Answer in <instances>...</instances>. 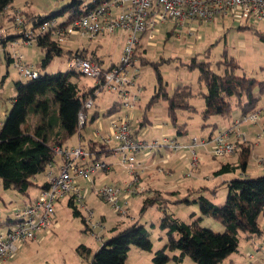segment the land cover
<instances>
[{"label": "rangeland", "instance_id": "rangeland-1", "mask_svg": "<svg viewBox=\"0 0 264 264\" xmlns=\"http://www.w3.org/2000/svg\"><path fill=\"white\" fill-rule=\"evenodd\" d=\"M26 1L28 0H13L12 2L22 4L28 13L35 15L32 22L37 21L39 15L47 16L57 11L60 6L70 2V0H29L27 4L25 3ZM89 1L91 0H86V2ZM64 18L65 15L57 17L59 21ZM211 21L212 20H210V22L202 23L203 25L195 38H193V35L186 36L185 44L189 43L191 45L199 46V43L201 44V40L198 38L199 35H203V39H206V43L204 42V45L208 43L212 44L207 57H204L203 53H199L196 57L199 59L207 58L211 62V67L218 70L215 67V62L220 58V53L226 52L227 56L233 57L236 61L238 66V69L236 70L237 74H242L249 78L253 77L259 81L264 80V41H260L258 35L255 33V30H264V21H259L251 16H240L238 14L229 13L227 16H223V18L219 16L214 18V21L218 22L219 24H217L222 27L219 31L215 29L216 25L212 24L213 22ZM29 25L30 24L28 23L27 27H29ZM122 31L123 30L116 29L111 34H98L97 36L91 38L87 34L80 35L79 33L73 32V34L62 38L63 40L61 42V46L64 49H71L74 51L76 48L86 46L92 48L100 42L98 50L100 53L104 54L102 65L107 67L112 61H116L119 56V48L124 39L121 36ZM165 31L166 30L161 26L159 27V25L152 30L154 37L151 42L155 45L145 47L147 51L146 58L148 60L151 59L159 62L156 63H158L157 66L159 72H161L163 79L166 81L168 93H172L176 85L180 83H190L193 86L194 93L191 98V102L195 108L202 110V107L204 106V98L199 95L201 86L197 83L198 72L195 69H187L185 64L191 56L196 54V51L192 54H186L184 44L180 40L178 41L173 38H168ZM208 36L211 37V40H209ZM195 41H197V44H195ZM173 47L178 50L177 53H172L171 50ZM18 48L20 52L25 55L26 61L31 64H37L43 56V53H41L37 44L27 46V48H29L27 52L24 50L22 51V47ZM3 50V47L0 46V112L2 109H6L5 114L0 115L1 124H3L7 118L6 116L8 111L12 107L11 100L17 93L15 82L21 81L25 84V82L29 80L28 78L22 76L13 65H7L6 59L3 55ZM156 50L158 52H156ZM67 60L68 59L64 54L61 56H55L49 62L47 67L42 68L39 66L38 71L42 74L66 71L69 69ZM136 66L138 67V74L134 79L135 85L129 87L134 90L140 86L141 91L143 92V98L140 96L141 99L135 102L134 108H131V110L125 109L121 106V104H118V107L114 110L113 114L105 115L102 113L104 107H97L101 97L107 99V96L112 95L113 99L118 102H120V99L118 91L109 93V90L102 88L97 93V97L94 101L96 105H93V108L99 112V118L91 120L92 113L89 108L85 127L81 129V137L79 138L75 134L66 138V141L62 143L63 148H70L71 145L78 146L77 144L79 141H81L82 143L80 144L83 145V143L87 142L91 138L100 139L94 134L98 120L110 127L109 124L111 122H114L117 117L125 114L130 118L133 128L137 130L136 135L140 140L149 141L151 138L161 140L163 137H169L174 139V141L178 144L188 143L193 136L197 139H201L202 136L206 134L205 137H207V134L210 133L211 129L213 132L212 134H216V131L226 129L229 125L234 123V119L240 120V110L233 106L230 116H228V118H221V121H224V124L219 122L216 124L215 128L212 126H207L208 128H206L204 126L202 129L200 125L203 120H201L199 114L179 112L177 121H185L187 122V126L185 132L177 134L176 128L172 127L168 122L165 101L161 100L158 103H155L151 108V110L155 111V113L161 116V118L158 120L152 119L150 125L147 124L139 127L143 108L152 93V91L149 92L148 90L156 84V72L154 71V67L151 63L141 65L137 60ZM80 76V81L86 83L87 85H93L95 82V80L89 76ZM232 101H234V98ZM259 104H261L260 108L264 107V95L261 96ZM27 116L25 126H28L30 129H35V125H37L40 121V116L32 113H29ZM215 117H212L210 121L214 122ZM257 118L258 119H256L253 123L243 122L239 126L240 131L246 134L248 142L251 143L250 157L247 161L246 168L249 172L253 173L255 171L264 170V167H260L257 163V159L259 157H264V113H261V115ZM228 122L230 123L228 124ZM225 123L228 125L225 126ZM110 145L115 146L116 142L112 140ZM206 147L208 150L211 149V145H207ZM154 148L155 152H157L158 149L156 147ZM191 151L192 150H188L187 148H180L178 151V159L183 156L182 153H186L188 162H191V157L193 155ZM195 151L196 157L199 158V161H203L201 162V166L199 168L196 169L194 167L193 170H190L191 173L186 175L189 170L187 165L184 166L185 160L181 159L182 164L178 163L177 169L173 170V172L176 173V178H181L183 183H186L180 190L172 193L169 191L170 189L165 190L160 186L163 191L161 197L163 199L155 205L148 206L144 212H141L140 208L142 206V198L145 195L136 197L133 196L132 198L131 195L127 198L128 200L131 199L129 203L132 215L130 216L132 217L131 219L127 216H120V214L114 212L110 204L102 201L96 193L93 197H89L90 195L85 196L82 189L84 187L80 184L83 183V180L85 179L81 178L80 183H77V185L83 194V202L88 208H91L94 219L101 218V214L105 216V221L102 223L103 227H97L93 230V232H91L90 229L84 226L81 220L82 216L86 217L87 215L84 207L81 206L80 203L76 202L75 205L79 214H74L72 207L67 204L69 194L65 195L55 202L54 219L50 230L42 233L38 232L37 237L33 240L25 243H16L17 250L12 254V256L8 257L6 264H88L91 255L101 247L103 242H106L109 237L114 234L115 230L112 227L117 226V229L120 230L121 228L130 225L132 221L135 220L137 223L144 225L153 246L161 247L166 241V235L164 231L160 229L158 222L160 220V215L164 210L169 213H173L176 218L185 222H191L192 220H195V218L200 217L198 221L202 227L207 230L209 229L214 232L221 233L224 229L221 221L208 215H201L200 208H198V203L195 200L200 192L196 190L194 193L188 194L187 191L190 186H192L190 189L194 190L195 188L200 187V185H202V187L212 185L211 181H215L217 176L212 177V180H207L206 175L210 171H213L211 169L217 166V164L221 161L230 162L233 161L236 156L230 155V157H215L210 152V154L203 151L201 152L199 147H195ZM110 157L111 156L107 155L103 158L110 160ZM222 175L223 177L225 176L229 179L243 177L241 169L239 168H235V170L223 173ZM159 178H161V175H158L157 178L155 177L153 181L149 182V180L145 177L143 182L156 185V181ZM41 181L42 176L40 177V175H37L35 177V183L31 185L28 190L29 194L23 195L22 193L15 191L12 187H4L3 182L0 179V230L5 231L7 228V225L3 224L7 216H10L11 213L17 209H22L23 207L29 205L37 197L40 192L39 186ZM87 182L89 181L87 180ZM215 190V196L210 194L208 188L206 189V192L201 191V193L205 196L207 195L214 204L219 205L223 203L227 196V184L224 182L219 183ZM185 197L188 198L189 201H184L183 199ZM210 222H213V224ZM258 223L262 230H264V214H259ZM94 233L99 234L102 240L96 238ZM83 245L89 249L90 252L86 251L83 252V254H80L78 250L80 249L79 247ZM148 251L149 250H140L143 254H146ZM238 252L239 251H234V253L227 256V258L223 260L222 264L230 263L229 259L237 256ZM253 252L256 253V251ZM185 258L190 262H194L188 256H185ZM139 260L141 261L143 259L129 258L127 263L143 264V262H138ZM145 261L148 264H153V262L149 259L145 258ZM249 262H245V264H248ZM236 264H244V262H238Z\"/></svg>", "mask_w": 264, "mask_h": 264}, {"label": "trees", "instance_id": "trees-1", "mask_svg": "<svg viewBox=\"0 0 264 264\" xmlns=\"http://www.w3.org/2000/svg\"><path fill=\"white\" fill-rule=\"evenodd\" d=\"M13 0H0V15L11 5ZM102 0H70L69 3L59 7L57 11L47 16H38V20L33 21L34 16H29L22 10L25 22H30L32 27L47 18H56L65 15L60 25L69 23L73 18L84 14L85 11L97 6ZM10 17V16H9ZM11 19V17H10ZM260 41H264V30H255ZM20 37V34L17 33ZM6 35L0 38V46L3 47V55L7 63H11L10 54L6 47ZM44 55L40 60L42 68L48 66L54 56L61 55V42L48 35L37 36L36 43ZM137 51V48H136ZM68 59L74 55L89 58L102 64L101 60L93 55H88L83 50L75 49L67 51ZM209 49L204 57H207ZM135 56L137 53L135 52ZM141 58V57H139ZM142 64H152L156 72V87L151 95L147 107L158 100L166 101L168 120L172 127L176 128V133L186 131L187 123H180L178 113L185 111L195 113L197 109L190 103L192 97V87L188 85H177L172 93H168L166 81L159 72L155 61L140 59ZM115 63L108 66L111 68ZM215 70L211 67V62L207 58L198 59L196 56L190 57L186 63V68L195 69L198 72L197 83L205 86V91L201 95L204 98V107L200 112L201 127L212 126L210 118H228L233 106L240 110V115L258 108L257 102L264 95V80L237 74V63L233 57L227 56L223 52L215 62ZM82 75L77 69H68L55 73H39L35 79H29L25 84L21 81L15 82L16 95L12 98V107L8 111L7 118L0 127V179L4 187H12L15 191L28 195L29 188L35 182L37 175L43 176V172L49 163L55 162L53 146H62L66 138L78 131L79 112L88 114L85 108L87 100L95 101L97 93L102 87L95 83L86 84L80 81ZM257 87V88H256ZM259 92L255 95L254 91ZM234 98V101L232 99ZM118 102L108 110L106 114H113L117 109ZM32 113L40 116V121L35 125V129L25 126L27 115ZM85 122H83L84 124ZM82 124V125H83ZM144 123L139 125L142 126ZM137 130L134 129V134ZM211 133L209 136L213 135ZM237 164L223 163L214 172V175L227 173L239 168L243 171L249 159L251 143L248 141L236 143ZM90 154L109 151L106 143L91 140L86 146L82 145ZM98 148L97 150L95 149ZM96 160V159H93ZM227 184V196L223 203L216 205L201 191L198 190L196 202L202 216H211L221 221L223 231L221 233L207 230L198 221L200 217L191 222L180 221L173 213L166 210L159 220V227L166 235L165 243L158 250L153 251L151 261L153 264H166L173 261L180 264L184 256H188L196 264H221L222 261L238 248L241 233L249 236L259 235L258 225L259 214H264V174L256 177L231 178L225 181ZM46 186V179L39 186V190ZM216 187L208 189L211 195L215 196ZM193 193V192H192ZM162 196L157 191L151 196L144 198L141 212L151 205L161 201ZM184 201H189L184 198ZM68 206H71L73 213L78 215L79 211L72 200V195L68 196ZM9 216L3 224L10 221ZM84 226H87L85 217L82 216ZM89 229V228H88ZM135 246L142 250L152 251L151 239L144 225L133 221L130 225L115 230L114 234L103 242L101 247L91 255L88 264H127L126 257L129 248ZM78 252H90L84 245L79 247Z\"/></svg>", "mask_w": 264, "mask_h": 264}, {"label": "built area", "instance_id": "built-area-1", "mask_svg": "<svg viewBox=\"0 0 264 264\" xmlns=\"http://www.w3.org/2000/svg\"><path fill=\"white\" fill-rule=\"evenodd\" d=\"M7 11L12 26L20 34L22 47L35 44L37 36L48 34L61 42L65 35L73 32L94 37L98 34H111L116 29L126 31L120 57L111 68L78 55L69 58L67 64L70 69H77L83 76L93 78L96 85L111 92L118 91L121 106L131 109L141 92L140 86L134 92H131L129 87L135 85L134 79L138 74L135 52L141 34L146 33L148 37H154L152 30L168 20L174 21L180 29L192 20L210 22L215 17L227 16L229 13L251 16L264 21V0H102L97 6L73 18L65 25H60L61 21L56 18H47L35 27H32L30 22H25L20 8L9 7ZM28 23L29 27H27ZM4 35L6 29L0 26V38ZM10 52V64L22 76L35 79L39 75L38 66L27 62L25 55L18 49ZM93 104V100L89 99L84 106L89 110ZM261 113H264V107L240 115V120H235L226 129L216 131V134L201 139L193 136L188 143L179 144L169 137H163L161 140H140L133 133L134 128L128 115H121L109 124L110 132L100 138L106 144L112 140L116 142L112 149L113 153L119 156V162L131 179L122 185L105 183L95 187L94 192L102 201L108 202L114 212L126 215L128 214L127 198L137 192L134 183L138 181L141 171V161L136 157L138 153L147 151L152 155L154 147L158 150L167 148L171 152H177L180 148L192 150V161L186 173L189 175L198 160L195 147L211 145L209 152L215 157L234 154L237 149L236 143L248 141L239 126L243 122L253 123ZM78 114L81 125L86 121L87 114L83 112ZM52 150L55 158L60 159L57 172H53L54 165L49 163L43 172L46 186L39 190L37 197L29 205L12 212L7 228L5 231L0 230V262L12 256L17 250L16 243L33 240L38 232L50 230L54 219L55 202L65 195H72L73 202L75 204L78 202L84 207L87 214L85 221L91 232L97 227H103L102 221L94 219L91 208L83 202V194L77 185V180L80 178L92 180V174L96 171H105L109 164L101 160L85 162L91 154L81 144L70 148L56 145ZM257 163L260 167H264V157H259ZM95 235L102 240L99 234ZM248 256L250 257L248 264H264V256L259 258H254L251 254Z\"/></svg>", "mask_w": 264, "mask_h": 264}, {"label": "crops", "instance_id": "crops-1", "mask_svg": "<svg viewBox=\"0 0 264 264\" xmlns=\"http://www.w3.org/2000/svg\"><path fill=\"white\" fill-rule=\"evenodd\" d=\"M28 1H26L25 3L28 4ZM9 7H18V8L21 9V11L22 10L25 11L27 15L34 16V15H31L30 13H28V11L24 8V6L22 4H17V3L11 2V5H9ZM9 7L7 9H9ZM7 9L5 10V13L4 14L0 15V26L3 27L4 29H6V36H8L7 37V40H8L7 42H9L8 45H7L8 46L7 47V51L10 54L11 53L10 51H12L13 49H18L19 50L18 47H22V45H21V41H20L19 36H17L18 31L16 29H14V27L12 26L11 19L9 17V14H8ZM221 18H223V17H221ZM211 22H213L212 24H215L216 25L215 29H217L218 31L222 29V27L218 25L219 23L216 22V21H214V19ZM202 23L203 22L201 20H192V21L187 22L186 25L183 26V28L178 29V27L176 26V24H175L174 21L168 20V21H164L163 23H160L159 24V27L161 26L162 28H164L166 30L165 31V34H166V36L168 38H173V39L178 40V41L180 40L184 44V46H185L184 47V50H185V53L186 54H192V53H194L196 51V54L193 55V56H197V55H199V53L205 54L207 49H209V52H210V49L212 47V44H209L208 43V44L204 45L206 43V39H203V35H199L198 36V38H200V40H201V44L199 43V46L191 45L189 43H186L185 44V39H186V36L187 35H190V36L193 35V38H195L196 35L198 34L199 30L201 29L202 25H203ZM125 35H126V32L123 30L122 33H121V36L124 39H123V42H122V44H121V46L119 48L120 49L119 56H118L117 60L116 61H112L110 63V65H112V63H117V61H118V59L120 57V54L122 52V47L124 45V41H125V38H126ZM65 36H68V35H65ZM208 38H209V40H211V37L208 36ZM152 39H153V37L152 38L148 37L146 35V33L141 34L140 41H139V43L136 46V48H137V51H136L137 56H135L136 57V61L138 60L141 65H143L141 63V60H140L141 58H143V60H147V61H154V60H151V59L148 60L146 58L147 51H146V48H145V47H149V46L155 45V44H152V42H151ZM195 44H197V41H195ZM99 46H100V42H98V44L95 45L92 48L86 46V47H81V48H76V49L83 50L88 55H93V56L97 57L98 59L101 60V62L103 64V56H104V54L100 53V51L98 50ZM203 46H205V47H203ZM23 50L27 52L29 50V48L22 47V51ZM40 51H41V53H43V50L41 48H40ZM67 51H73V50H71V49H64L62 47V52L63 53L61 55H63V54L66 55V57L68 59L69 56L66 53ZM171 51H172L173 54L178 52V50L174 49V47L172 48ZM156 52H158V51L156 50ZM222 53H220V56H221ZM43 55H44V53H43ZM61 55H59V56H61ZM208 55H209V53H208ZM139 57H141V58H139ZM40 60H39V62H37V64H33V65L38 66V67L41 66L40 65ZM166 60H169V59H166ZM189 60H187V61H189ZM155 62H158V61H155ZM6 63H7V60H6ZM9 64L10 63L8 62L7 65H9ZM110 65H108V66H110ZM180 84L181 85H188L190 83H188V84H186V83H180ZM180 84H178V85H180ZM200 86H201V90H200L199 95L201 97H203L201 95V93H202V91H205V86L203 84H201ZM155 87H156V85L154 84V86L151 87L148 90L149 92L152 91L151 95L155 91ZM191 87H192V96H193V94H194L193 93V86L191 85ZM130 90H131V92H134L135 91V89L134 90L133 89H130ZM113 92L109 91V93H113ZM142 93L143 92L141 91L139 93V95L137 96L138 100L141 99V98H143ZM254 93H255V95H258L259 92L256 90V91H254ZM151 95H150V97H151ZM140 96H141V98H140ZM96 97H97V95H96ZM96 97H95V99H96ZM150 97H149V99H150ZM191 98H190V103L192 104ZM259 100L257 102L258 107L261 106V104H259ZM148 101L146 102L145 107L143 108V113H142V116H141L140 122H139L140 124L141 123H144V125H147V124L150 125L152 119H157L158 120V119L161 118V116L157 115L155 113V111L151 110L152 106L155 103H158L159 101H161V99L158 100L157 102L153 103L151 106H148L147 107L146 105H147ZM162 101H165V100H162ZM117 103H118V101L117 100H114L112 95H109V96H107V99L106 98L104 99V98L101 97L100 102L98 103L99 105L97 107H100V106L101 107H104L102 113L105 114V115H109V114H106L105 111L108 110L109 108H111L112 106H114ZM93 105L94 106L96 105L95 102H94ZM94 106H92L90 108L91 109V113H92L91 120H95V119H98L99 118V112L96 109L93 108ZM203 107H202V109H203ZM165 109H166V101H165ZM5 110L2 109V111L0 112V115L1 114L2 115L5 114ZM129 110H131V109H129ZM201 111L202 110H198L197 109V111L195 113H190V114H199V116H200V112ZM180 112H185V111H180ZM166 113H167V109H166ZM178 115H179V113H178ZM167 118H168V115H167ZM200 118H201V116H200ZM214 120H215L214 122L210 121V123H216V124H218L219 122H221V123L224 124V121H221L222 120L221 117H215ZM234 121H235V119H234ZM168 122H169V120H168ZM85 123H86V121H85ZM85 123L83 125L82 124L79 125L80 128L73 135L76 134L80 138L81 137V129L85 127ZM180 123H183V122H180ZM229 123L230 122H228V124ZM96 124H97V126H96V129L94 131V134L96 136H98L99 138L100 137H103V135H107L110 132V127L108 125H105V124L101 123L99 120H98V122ZM228 124H226L225 126H227ZM1 125L2 124L0 122V127H1ZM170 125H171V123H170ZM201 125H202V123H201ZM207 126H205V127L208 128ZM32 129H34V128H31V130ZM210 133H211V131H210ZM210 133H208L207 136H209ZM135 136L137 138H139L136 134H135ZM205 136H206V134L203 135L202 138L205 137ZM153 139L154 138H151V139H149V141H151ZM91 140H97V141L101 142V138L100 139H92L91 138L87 142L83 143V145L86 146L88 144V142L91 141ZM80 143H82V142L79 141L78 144H80ZM74 146H76V145H71L70 147H74ZM106 146H107V148H108L109 151H107V152L104 151V153H103V152H100V150H98V152H99L98 154H91V157L89 159L85 160V162H88V161H91L93 159H96V160L106 161L109 164V167L107 169H105V171H96L94 174H92V180H88L90 183L87 182V180H83V183H80V179L81 178L77 180L78 181L77 183H80L84 187L82 189H83V192H84L85 196L86 195L87 196L90 195L89 197H93L94 194H95V192H94L95 187H98V186L103 185L105 183L106 184H117V185L120 184V185H122L124 182L130 181V179H131L130 176L125 173V170H124L121 162H119V156L117 154H114L113 153V150H112L113 149V146L110 145V143L106 144ZM95 149L97 150L98 148L95 147ZM199 149H200L201 152L203 151V152L209 153V150L207 149V147H199ZM182 154H183V156L180 159H178L179 152L178 151L177 152H171L167 148L166 149L160 148L157 152H155V150H154V153L152 155H149V153L147 151H141V153H138L136 157H137L138 161H141V167H140V170L141 171L139 172V179H138V181L134 183V185L137 186V192H136V194L132 195L131 198L133 196L136 197V196H144L145 195L142 198L143 199L142 202H143L145 197L151 196L156 191L158 193H160V195L162 196V194H163L162 189H165V190L170 189L169 191H171L172 193H175L177 190H180L181 187H184L186 183H183V180L181 178L180 179H177L176 178V173L173 172V170L177 169L178 163H181L182 162L181 159L185 160L184 166L187 165V168H188V165H189L190 162H188L187 154L186 153H182ZM107 155L111 156L110 157V160L103 158L104 156H107ZM230 155L236 156L235 159H233V161H230V162L229 161H221L219 164H217V166H215V167H213L211 169L213 171H210L206 175L207 180H212V177H215V176H217V178H216L215 181H213V180L211 181L212 185H209L208 187L205 186V188H208V189H210L209 187L214 188L219 183H223V182L225 183V181L230 180L229 178H226L225 176L223 177L222 174L214 175V172L220 167L221 164H223V163L237 164L238 163L239 156H237V153L230 154ZM230 155L227 156V157H230ZM197 159L198 160H197V163H196V166H195L196 169L199 168L201 166V162H203V161L200 162L199 161V158H197ZM59 163H60V159L58 157H56L55 158V162L53 163V165H54L53 166V172H57ZM162 165H164V166H162ZM244 168L245 169H243V171L241 170V174H243V177H252L253 178V177H256L257 174H259V175L264 174V170L255 171L253 173V172H249L247 170L246 165H245ZM158 175H161V178H159L156 181L157 182L156 185H152V184H150L148 182L147 183L146 182H143L145 177H146L147 180H149V182H151V181H153L155 179V177L157 178ZM43 176H42V181H41L40 185L42 184L43 181H45V178ZM160 186H161L162 189L160 188ZM187 186H190V185H187ZM191 187L192 186H190V188ZM201 187H202V185H200V187H198V188H195L194 190L189 188V190L187 192H188V194H191L192 192L194 193V191H196L197 189H199ZM130 200H128V203H127V206H128V214H126V215H120V216H127L129 219L132 218V217H130V216H132L131 215V212H130V206H129ZM91 201H92V199H91ZM93 201H94V199H93ZM162 215H163V213L160 215V218L162 217ZM100 216H101V218H99V219L103 223L105 221V216L103 214H101ZM210 223L213 224V222H210ZM258 225H259V223H258ZM112 228L114 230H118L117 229V226L116 227H112ZM259 228H260V231H261L259 233V235L249 236V235L244 234V233H241L240 234V237H239V240L240 241L238 242L239 245H238V248L236 250V251H239V252H238L237 256H234V257H232V258L229 259V262L230 263H228V264H236L238 262H241V263L244 262V264H245V262L247 263L250 260V257L248 256V254H251L252 256H254V258H259L260 256L264 255V247H262V246H264V230H262V228L260 226H259ZM151 248H152V251H148L146 254H143V252H140V250H142V249H139V248H137L135 246L130 247L129 248L130 250L128 251V254H127V257H126V262H127V260H129V258H133V259L134 258H142L143 260H141V261L139 260L138 262H143V264H148L145 261V258L146 259H149L151 261L150 258L152 256L153 251L158 250L159 249V246L154 247L153 244H152ZM253 251H256V253H254ZM7 261L8 260L5 259V260L1 261L0 264H6ZM144 261H145V263H144ZM168 263L175 264L173 261L167 262L166 264H168ZM134 264H140V263H134ZM180 264H195V263L194 262H190L184 256L183 261Z\"/></svg>", "mask_w": 264, "mask_h": 264}]
</instances>
